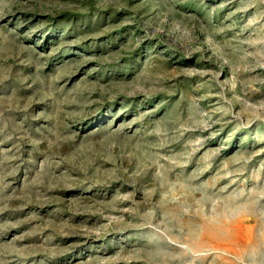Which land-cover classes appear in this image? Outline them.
I'll return each instance as SVG.
<instances>
[{"label":"rangeland","instance_id":"obj_1","mask_svg":"<svg viewBox=\"0 0 264 264\" xmlns=\"http://www.w3.org/2000/svg\"><path fill=\"white\" fill-rule=\"evenodd\" d=\"M0 264H264V0H0Z\"/></svg>","mask_w":264,"mask_h":264}]
</instances>
